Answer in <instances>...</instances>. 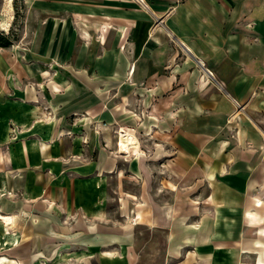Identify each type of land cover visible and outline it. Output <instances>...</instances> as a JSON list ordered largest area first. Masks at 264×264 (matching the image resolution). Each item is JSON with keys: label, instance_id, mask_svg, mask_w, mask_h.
<instances>
[{"label": "crops", "instance_id": "0c3cea01", "mask_svg": "<svg viewBox=\"0 0 264 264\" xmlns=\"http://www.w3.org/2000/svg\"><path fill=\"white\" fill-rule=\"evenodd\" d=\"M32 8L23 59L0 48V218L15 264H137L141 223L162 229L171 264H248L263 219L250 193L264 177V0ZM119 127L136 137L127 152Z\"/></svg>", "mask_w": 264, "mask_h": 264}, {"label": "rangeland", "instance_id": "374dc122", "mask_svg": "<svg viewBox=\"0 0 264 264\" xmlns=\"http://www.w3.org/2000/svg\"><path fill=\"white\" fill-rule=\"evenodd\" d=\"M33 1L0 0V43H7V45L0 46V48L4 47L5 56L12 58L14 61L23 59V52L34 44L38 36L37 16L32 8ZM123 130L126 129L123 127L117 129L118 139L120 131ZM19 131L20 128L12 124L9 129L10 139H15ZM91 133H93L92 129L89 131V134ZM89 134H87L88 138L91 137ZM106 136H109L108 131H106ZM147 148L149 147H143V153H146ZM117 149L120 151L119 142ZM6 154L9 155V150H6ZM1 183L2 178L0 176ZM204 196L205 193L198 192L186 195L187 198H196L197 203L203 202ZM169 197L175 199V194L169 195ZM250 197L262 207L260 216L263 219L259 222L258 227L247 236L246 244L250 249L246 257L247 263L264 264V177L260 179L258 184L254 185ZM2 202L3 198H0V205ZM0 216L4 219L7 215L0 214ZM136 231L138 236L137 250L140 254L137 264H171L172 261L165 254L164 234L160 227H150L141 223L136 226ZM5 233V225L2 224L0 218V264H15L16 257L5 250L13 245L11 241L5 238ZM18 264H22L21 258Z\"/></svg>", "mask_w": 264, "mask_h": 264}, {"label": "bare ground", "instance_id": "6f19581e", "mask_svg": "<svg viewBox=\"0 0 264 264\" xmlns=\"http://www.w3.org/2000/svg\"><path fill=\"white\" fill-rule=\"evenodd\" d=\"M2 24H4V23H2ZM203 65H204V63H203ZM118 142H119V147H120L119 150L121 152H127L129 150L130 146L136 143V137L132 131H129L126 129V130L120 131ZM8 218H9L8 216L4 217L5 220H7Z\"/></svg>", "mask_w": 264, "mask_h": 264}, {"label": "trees", "instance_id": "16d2710c", "mask_svg": "<svg viewBox=\"0 0 264 264\" xmlns=\"http://www.w3.org/2000/svg\"><path fill=\"white\" fill-rule=\"evenodd\" d=\"M5 45H7V43L4 42L0 43V46H5Z\"/></svg>", "mask_w": 264, "mask_h": 264}]
</instances>
